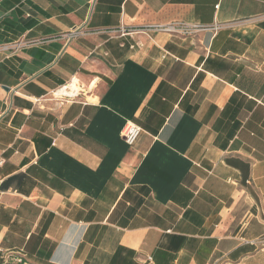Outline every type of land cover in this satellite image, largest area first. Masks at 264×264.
Segmentation results:
<instances>
[{
	"label": "crops",
	"instance_id": "1",
	"mask_svg": "<svg viewBox=\"0 0 264 264\" xmlns=\"http://www.w3.org/2000/svg\"><path fill=\"white\" fill-rule=\"evenodd\" d=\"M0 264H264V0H0Z\"/></svg>",
	"mask_w": 264,
	"mask_h": 264
},
{
	"label": "built area",
	"instance_id": "2",
	"mask_svg": "<svg viewBox=\"0 0 264 264\" xmlns=\"http://www.w3.org/2000/svg\"><path fill=\"white\" fill-rule=\"evenodd\" d=\"M146 28L164 29V30H181V29L185 30L188 27L185 25V23L174 22L166 26L152 25ZM146 28H143V29H146ZM192 28L193 29H204L206 27L202 25H194ZM120 30L122 33L125 34L126 32H133L136 29L122 28ZM24 44L25 43L23 41H16L14 43L4 45L3 49L16 51L20 49ZM52 94L54 98L57 99V101L61 103H65L67 101H76L83 94V87L81 86L80 82L77 79L73 78L68 83L63 85L62 87L56 89ZM141 132H142V129L139 125L133 122H128L122 130V137L129 145H133L139 138Z\"/></svg>",
	"mask_w": 264,
	"mask_h": 264
},
{
	"label": "bare ground",
	"instance_id": "3",
	"mask_svg": "<svg viewBox=\"0 0 264 264\" xmlns=\"http://www.w3.org/2000/svg\"><path fill=\"white\" fill-rule=\"evenodd\" d=\"M90 87V86H89ZM92 89V88H91ZM85 94H86V92H85ZM86 95H88V94H86Z\"/></svg>",
	"mask_w": 264,
	"mask_h": 264
}]
</instances>
